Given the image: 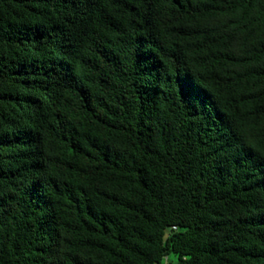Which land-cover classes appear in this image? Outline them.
<instances>
[{
    "label": "trees",
    "instance_id": "obj_1",
    "mask_svg": "<svg viewBox=\"0 0 264 264\" xmlns=\"http://www.w3.org/2000/svg\"><path fill=\"white\" fill-rule=\"evenodd\" d=\"M171 254L264 264V0H0V264Z\"/></svg>",
    "mask_w": 264,
    "mask_h": 264
},
{
    "label": "built area",
    "instance_id": "obj_2",
    "mask_svg": "<svg viewBox=\"0 0 264 264\" xmlns=\"http://www.w3.org/2000/svg\"><path fill=\"white\" fill-rule=\"evenodd\" d=\"M177 230H178V227L173 226L169 231H177ZM161 264H172L170 256H166Z\"/></svg>",
    "mask_w": 264,
    "mask_h": 264
},
{
    "label": "rangeland",
    "instance_id": "obj_3",
    "mask_svg": "<svg viewBox=\"0 0 264 264\" xmlns=\"http://www.w3.org/2000/svg\"><path fill=\"white\" fill-rule=\"evenodd\" d=\"M170 259H171V263L172 264H177V256L176 255H174V254H171L170 255Z\"/></svg>",
    "mask_w": 264,
    "mask_h": 264
}]
</instances>
